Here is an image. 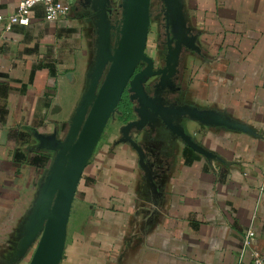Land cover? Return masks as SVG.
<instances>
[{
	"label": "crops",
	"instance_id": "obj_1",
	"mask_svg": "<svg viewBox=\"0 0 264 264\" xmlns=\"http://www.w3.org/2000/svg\"><path fill=\"white\" fill-rule=\"evenodd\" d=\"M60 1L70 6L65 16L48 20L38 3L28 25L0 29V254L43 171L30 162L41 153L35 132H64L84 85L85 21L72 11L77 0ZM18 2L0 0V13H13ZM184 5L205 53L190 100L227 111L250 131L188 124L213 156L182 144L161 194L128 143L98 142L77 186L59 264H252L240 255L248 228L264 257V0Z\"/></svg>",
	"mask_w": 264,
	"mask_h": 264
},
{
	"label": "water",
	"instance_id": "obj_2",
	"mask_svg": "<svg viewBox=\"0 0 264 264\" xmlns=\"http://www.w3.org/2000/svg\"><path fill=\"white\" fill-rule=\"evenodd\" d=\"M100 17L96 25V50L92 62H88L82 92L69 116L68 126L60 137L55 129L51 133L35 132L37 148L51 152L34 192L30 205L13 230L9 245L0 254V264H18L31 251L27 264H59L63 255L67 235V224L75 198L77 186L103 131L114 114L121 93L129 82L130 91L143 96L142 83L152 74V60L144 53L150 24V0H121V23L112 26L105 15L103 1L90 0ZM166 15L172 30L189 33L188 18L184 12V0H163ZM116 29V37L111 42V29ZM185 44L196 51V35L186 34ZM146 68L134 73L140 61ZM107 72L100 83L104 70ZM144 97V96H143ZM189 122L206 127H220L224 130L249 132L250 126L231 116L227 111L187 105L182 111ZM172 121V120H171ZM169 129L174 131L171 122L164 119ZM139 123L129 121L120 128L121 142L129 143L138 150L140 165L146 171L143 156L135 140L129 135L131 128ZM174 133H176L174 131ZM182 144L207 157L213 155L195 142L183 127L176 133ZM148 171V172H147ZM146 171V180L155 193L162 191L156 182L160 175L151 169ZM165 178L161 180L164 184ZM155 206L156 202H153ZM149 212L155 213L151 208Z\"/></svg>",
	"mask_w": 264,
	"mask_h": 264
},
{
	"label": "flooded vegetation",
	"instance_id": "obj_3",
	"mask_svg": "<svg viewBox=\"0 0 264 264\" xmlns=\"http://www.w3.org/2000/svg\"><path fill=\"white\" fill-rule=\"evenodd\" d=\"M120 2L121 0L103 1L106 18L114 27H117L121 23L122 8L119 6ZM72 11L77 12L85 21L88 47L87 57L88 62H92L96 50V38L98 36V27L96 23L99 21L100 17L96 16V11L90 0H77ZM184 12L188 18L187 25L190 27V32L186 34L190 36L196 35L198 38V31L191 23L185 5ZM149 13L150 24L148 33L150 31V25L154 22L160 30L158 37H161V40L156 44L155 54H150L146 51V41L144 53L152 60V74L142 83L144 97L134 91H130V85L129 82H127L115 107L113 117L111 116L109 118L106 126L110 122L114 123L118 121L117 139H120L122 137L120 133L121 126L129 121H137L139 123L133 126L128 133L140 148L146 171L151 169L153 172H156L157 175H160L161 178L158 177L156 182H158V186L161 185L163 187L161 180L165 178L171 170L173 160L182 145L176 133L179 131L180 127H183L189 133L187 125L195 123L189 122L182 113L178 112L182 111L187 105L194 103L190 100L191 92L187 84L190 64L194 60L204 57L205 53L198 39L195 43L200 47V50L196 51L192 48L193 44L192 47L185 44L187 40L185 32L172 30V26L167 19L166 7L163 0H158L157 4L154 6H152V0H150ZM115 37L116 29L113 28L111 29L112 43ZM146 66L147 63L141 60L135 67L134 73L146 68ZM107 67L108 66H106L103 72L100 83L103 81L105 73L107 72ZM164 119L171 122L174 128L173 130L176 133L169 129ZM63 133L64 132L58 134L62 137ZM132 149L136 153L140 165L139 152L133 147ZM41 152L49 155V159L51 158V152L45 150H41ZM46 167L43 168L42 172H44ZM140 167L142 171H144L146 179V171L142 165H140ZM8 245L9 243L7 246Z\"/></svg>",
	"mask_w": 264,
	"mask_h": 264
},
{
	"label": "built area",
	"instance_id": "obj_4",
	"mask_svg": "<svg viewBox=\"0 0 264 264\" xmlns=\"http://www.w3.org/2000/svg\"><path fill=\"white\" fill-rule=\"evenodd\" d=\"M38 3L43 6L44 16L48 20H56L65 16L70 10L69 4L63 3L60 0H19L16 10L13 13H0V29L8 32L11 31L14 25H28L32 8ZM253 236V229L248 228L242 243L241 258L247 254L252 264H264L263 255L251 247Z\"/></svg>",
	"mask_w": 264,
	"mask_h": 264
},
{
	"label": "rangeland",
	"instance_id": "obj_5",
	"mask_svg": "<svg viewBox=\"0 0 264 264\" xmlns=\"http://www.w3.org/2000/svg\"><path fill=\"white\" fill-rule=\"evenodd\" d=\"M158 2V0H152V6L156 5ZM191 15H193L192 11L190 10ZM160 30L158 29V26L153 22L150 25V31L148 33L147 36V45H146V51L150 54H155V50H156V44L159 42V40H161V37H158ZM198 63V60H194L191 64H190V70L191 68L194 70V75L192 74V78L190 79V83L188 82V87L190 92L194 95L196 93V78H195V73H196V65ZM118 121L112 123H108V125L106 126L104 132L101 135V138L99 139V143L100 145L103 143L105 144L107 139H113L114 137H117V125H118ZM43 173V172H42ZM42 173L39 175L38 180L40 179ZM35 185V189H36ZM10 239V238H9ZM7 241L4 242L2 244L3 247H5L7 245ZM31 256V251L28 252V254L18 263V264H27L29 259Z\"/></svg>",
	"mask_w": 264,
	"mask_h": 264
},
{
	"label": "trees",
	"instance_id": "obj_6",
	"mask_svg": "<svg viewBox=\"0 0 264 264\" xmlns=\"http://www.w3.org/2000/svg\"><path fill=\"white\" fill-rule=\"evenodd\" d=\"M49 160H50L49 155L41 152V153H36L34 156H32L30 162L39 168H44L47 166Z\"/></svg>",
	"mask_w": 264,
	"mask_h": 264
}]
</instances>
